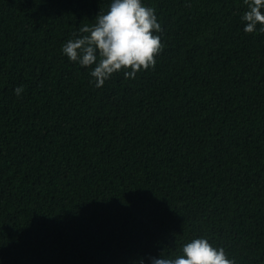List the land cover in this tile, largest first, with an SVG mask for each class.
I'll list each match as a JSON object with an SVG mask.
<instances>
[{
  "label": "trees",
  "instance_id": "1",
  "mask_svg": "<svg viewBox=\"0 0 264 264\" xmlns=\"http://www.w3.org/2000/svg\"><path fill=\"white\" fill-rule=\"evenodd\" d=\"M0 264H264V0H0Z\"/></svg>",
  "mask_w": 264,
  "mask_h": 264
}]
</instances>
